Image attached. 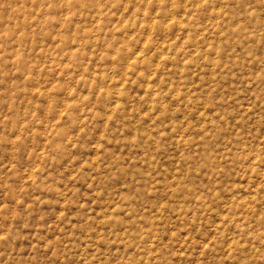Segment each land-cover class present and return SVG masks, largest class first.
Segmentation results:
<instances>
[{
	"label": "rangeland",
	"instance_id": "obj_1",
	"mask_svg": "<svg viewBox=\"0 0 264 264\" xmlns=\"http://www.w3.org/2000/svg\"><path fill=\"white\" fill-rule=\"evenodd\" d=\"M0 264H264V0H0Z\"/></svg>",
	"mask_w": 264,
	"mask_h": 264
}]
</instances>
